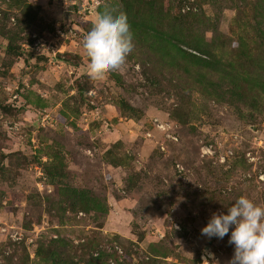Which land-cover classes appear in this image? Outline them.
Returning <instances> with one entry per match:
<instances>
[{
  "label": "rangeland",
  "instance_id": "obj_1",
  "mask_svg": "<svg viewBox=\"0 0 264 264\" xmlns=\"http://www.w3.org/2000/svg\"><path fill=\"white\" fill-rule=\"evenodd\" d=\"M108 12L134 46L93 79ZM241 196L264 206V0H0V264H229L201 229Z\"/></svg>",
  "mask_w": 264,
  "mask_h": 264
},
{
  "label": "clouds",
  "instance_id": "obj_2",
  "mask_svg": "<svg viewBox=\"0 0 264 264\" xmlns=\"http://www.w3.org/2000/svg\"><path fill=\"white\" fill-rule=\"evenodd\" d=\"M133 39L125 13L97 14L83 42L89 58L88 75L96 79L120 69L133 50ZM226 208V213L211 216L201 234L223 239L231 229L229 243L234 245V254L229 264H264V206L241 196Z\"/></svg>",
  "mask_w": 264,
  "mask_h": 264
}]
</instances>
